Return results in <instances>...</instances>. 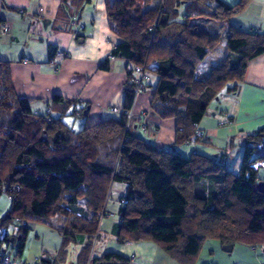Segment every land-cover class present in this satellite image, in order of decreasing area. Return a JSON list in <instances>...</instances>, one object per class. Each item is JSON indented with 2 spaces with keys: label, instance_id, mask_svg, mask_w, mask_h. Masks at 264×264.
<instances>
[{
  "label": "trees",
  "instance_id": "obj_1",
  "mask_svg": "<svg viewBox=\"0 0 264 264\" xmlns=\"http://www.w3.org/2000/svg\"><path fill=\"white\" fill-rule=\"evenodd\" d=\"M249 2L230 7L219 0H107L121 41L111 58L157 78L151 109L161 120H176L180 146L207 144L204 134L197 136L199 123L223 91L244 82L249 63L264 55V34L230 25ZM223 40L228 56L200 78V65ZM11 68L0 60V198L6 194L11 201L0 218V249L17 250L14 261L27 248L31 223L53 228L54 219L65 223V248L87 240L84 251L91 257L102 214L113 217L106 207L115 184L126 187L113 230L118 244L157 243L178 264H196L209 241L264 252V192L255 168L264 163V129L245 137L241 171L234 174L213 158L185 159L131 133L133 72L121 117L76 132L63 121L67 113L58 119L35 114L33 101L17 96ZM53 101L64 105L60 97ZM110 261L129 262L110 254L97 264Z\"/></svg>",
  "mask_w": 264,
  "mask_h": 264
},
{
  "label": "crops",
  "instance_id": "obj_2",
  "mask_svg": "<svg viewBox=\"0 0 264 264\" xmlns=\"http://www.w3.org/2000/svg\"><path fill=\"white\" fill-rule=\"evenodd\" d=\"M219 1L233 7L240 0ZM0 3V26L10 27V32H0V60L12 63L17 96L33 101L35 114H50L58 119L67 113L63 121L76 132L121 117L126 98L124 87L130 73L133 72L136 79L138 75L127 61H111L112 52L121 41L109 20L107 0H0ZM180 9L181 18L184 7ZM72 20L79 21L85 28L73 34L69 24ZM230 25L246 32L261 31L264 34V0H250L247 7L231 19ZM105 63L107 69L102 68ZM249 64L244 82L223 91L218 101L210 106L208 116L199 123L197 131L206 136L207 144L199 141L184 146L177 144L176 120H161L151 109L158 82L154 76H150L151 81L135 98L130 112L133 117L131 133L160 151H177L185 159L193 154L213 158L238 174L243 162L245 137L264 129V55ZM217 67L210 68L206 77ZM231 87H235L236 92L230 94ZM57 97L64 105L54 103ZM115 108L120 112L113 114ZM233 142L239 148L234 149L236 144L232 146ZM255 168L260 183L264 184V163H257ZM125 191V186H116L112 197L116 210H109V203L106 207L113 217L107 216L102 222L98 239L105 238V241L100 243L95 257L86 256L87 240L82 245L65 248L60 234L65 223L54 219L53 228L29 226V234L32 229L35 235H29L25 251H31V247L33 250L28 257L24 252L17 261L23 264H97L106 255L115 254L127 259L128 264H178L157 243L116 242L113 230L119 222L120 197ZM3 199L0 200V205L2 202L4 205L0 218L11 203L9 198L7 203ZM106 219L111 223L103 229ZM15 232L16 228L11 227L8 233ZM1 248L0 255L11 259L15 255H8L9 245ZM196 264H264V252L238 244L229 253L218 241H209Z\"/></svg>",
  "mask_w": 264,
  "mask_h": 264
},
{
  "label": "rangeland",
  "instance_id": "obj_3",
  "mask_svg": "<svg viewBox=\"0 0 264 264\" xmlns=\"http://www.w3.org/2000/svg\"><path fill=\"white\" fill-rule=\"evenodd\" d=\"M219 33L220 34H223V35H221V36H226L225 34H224V32H223V30H222V28L220 27L219 29ZM212 55H211V57H210V59H208V61H206V64H204L203 65V68H201V69H198V76L200 77V78H206V72L210 69V68H212L213 66L214 67H217L218 66V63L221 61V60H224L225 58H226V56H228V53H226V42H224V40L222 41V43L217 47V49L215 50V51H213L212 53H211ZM237 148H239L238 146H236V147H234V149H237ZM262 152V151H261ZM117 187L119 186V185H116ZM116 186H114L113 188H112V190H111V192H110V195H109V210H116L115 209V207H116V205H115V203L113 202V195H114V193H115V189H116ZM5 199V201L4 202H6V200L7 201H9V199H8V196L6 195V194H3V196L0 198V200L1 199ZM3 199V200H4ZM10 202V201H9ZM7 203V202H6ZM3 202H2V204L0 205V211H2L3 210ZM10 207H11V203L9 204V209L8 210H6V214H7V212L10 210ZM5 215V214H4ZM111 218V217H110ZM111 223V220H105V223H104V225H103V229H106V227L109 225ZM33 226H36V225H44L43 223H31ZM44 226H46V225H44ZM48 227V226H47ZM50 228V227H49ZM34 233H33V231H32V229H30V237H33L34 235H33ZM30 237H28V238H30ZM102 241H105V238H101V239H98V242H97V246H93V248H92V251H91V255L90 256H96L97 254H98V250L100 249V246H101V242ZM107 241H108V239H107ZM35 246V245H34ZM32 249H31V251L33 250V247H31ZM31 251H25L26 252V256L28 257V255H29V252L31 253ZM7 253H8V255H12V254H14L15 253V255H16V253H17V250H15L14 248H12V247H10V249H7ZM229 255H231V254H229Z\"/></svg>",
  "mask_w": 264,
  "mask_h": 264
},
{
  "label": "built area",
  "instance_id": "obj_4",
  "mask_svg": "<svg viewBox=\"0 0 264 264\" xmlns=\"http://www.w3.org/2000/svg\"><path fill=\"white\" fill-rule=\"evenodd\" d=\"M1 8H2V4L0 3V11H1ZM0 18H1V16H0ZM69 24H70V29L72 30V33H73V34H77V32H78L79 30H82V29L85 28L83 24L79 23V21H76V20H72ZM1 31H4L5 33L10 32V27H8V26H4V28H3V27L0 26V32H1ZM257 33H258V34H262L261 31H257ZM113 60H115V58H111V61H113ZM53 69L56 71V69H55L54 67H53ZM136 73H137V75H138V76H137V79H136V85H137V90H136V92H137V94H138V92H139L140 90H142V89L145 87V85H146L147 83H149V81H151V80H150V75H148L147 72H146V70L143 69V68H139V67H137ZM119 112H120V110H119L118 108L112 109V113H113V114H116V113H119ZM129 116L132 117L130 114H129ZM197 136H198L199 139H203V137H204L203 134H202L201 132H198ZM125 194H126V193L124 192V193L121 195L120 198H121V199L125 198ZM105 218H106L105 214H102L101 219H100L101 223L103 222V220H104ZM99 234H100V233H99ZM99 234H98V236H96L95 239L92 241V244H93L94 246H97V242H98ZM2 260H3V264H23V263H21V262H19V261H14L13 259L9 258L8 256L3 257Z\"/></svg>",
  "mask_w": 264,
  "mask_h": 264
},
{
  "label": "water",
  "instance_id": "obj_5",
  "mask_svg": "<svg viewBox=\"0 0 264 264\" xmlns=\"http://www.w3.org/2000/svg\"><path fill=\"white\" fill-rule=\"evenodd\" d=\"M259 189H260V191L264 192V184L263 183L259 184ZM232 249H233V246H231V245L224 247L225 252L230 253V252H232ZM99 264H120V263H118L116 261L115 262L110 261V262H99Z\"/></svg>",
  "mask_w": 264,
  "mask_h": 264
}]
</instances>
